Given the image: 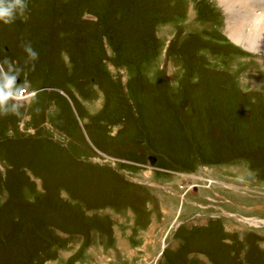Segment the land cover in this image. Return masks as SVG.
Returning <instances> with one entry per match:
<instances>
[{"label":"rangeland","instance_id":"rangeland-1","mask_svg":"<svg viewBox=\"0 0 264 264\" xmlns=\"http://www.w3.org/2000/svg\"><path fill=\"white\" fill-rule=\"evenodd\" d=\"M27 3L0 23L35 91L0 116V264H264V45L231 37L264 0Z\"/></svg>","mask_w":264,"mask_h":264},{"label":"clouds","instance_id":"clouds-1","mask_svg":"<svg viewBox=\"0 0 264 264\" xmlns=\"http://www.w3.org/2000/svg\"><path fill=\"white\" fill-rule=\"evenodd\" d=\"M28 10L27 0H0V23L13 25L19 17H22ZM21 48L27 54V63L35 66V61L39 58V53L33 48L31 41L21 43ZM4 65L8 70H4ZM20 71L14 67V62L5 57L0 62V116L10 114L8 109L9 101H18L21 97V87L17 85ZM20 105L15 104L11 114L18 115Z\"/></svg>","mask_w":264,"mask_h":264},{"label":"bare ground","instance_id":"bare-ground-1","mask_svg":"<svg viewBox=\"0 0 264 264\" xmlns=\"http://www.w3.org/2000/svg\"><path fill=\"white\" fill-rule=\"evenodd\" d=\"M239 3V1H238ZM232 7V6H230ZM262 12V11H261ZM260 11L257 13V14H252L255 16L256 18V22L252 21L253 25L252 27H256L257 26V29L259 28V30L262 28L260 25V22L258 24V20L261 19L262 17V13ZM248 14H250V12H248ZM264 17V15H263ZM247 18V17H246ZM248 19V18H247ZM262 21V20H261ZM259 26V27H258ZM244 27V26H243ZM254 29V28H253ZM252 29V30H253ZM251 30V29H250ZM262 30V29H261ZM232 31V30H231ZM230 31V32H231ZM231 37L232 39H235V41H239L241 42L242 44H246L245 47H249L251 48L252 46H255V45H258L259 43L264 45V33H260V31H258V33H251L250 35H247L246 33H242L241 31H239L238 29L237 30H234L232 31V34H231Z\"/></svg>","mask_w":264,"mask_h":264},{"label":"built area","instance_id":"built-area-1","mask_svg":"<svg viewBox=\"0 0 264 264\" xmlns=\"http://www.w3.org/2000/svg\"><path fill=\"white\" fill-rule=\"evenodd\" d=\"M21 97L19 100H23V99H29L31 98L33 95H35V91H29L27 88H21Z\"/></svg>","mask_w":264,"mask_h":264},{"label":"water","instance_id":"water-1","mask_svg":"<svg viewBox=\"0 0 264 264\" xmlns=\"http://www.w3.org/2000/svg\"><path fill=\"white\" fill-rule=\"evenodd\" d=\"M156 159H157L156 157H153V156H152V157H151V161H152V163H154V162L156 161Z\"/></svg>","mask_w":264,"mask_h":264},{"label":"trees","instance_id":"trees-1","mask_svg":"<svg viewBox=\"0 0 264 264\" xmlns=\"http://www.w3.org/2000/svg\"><path fill=\"white\" fill-rule=\"evenodd\" d=\"M50 85V84H49Z\"/></svg>","mask_w":264,"mask_h":264}]
</instances>
